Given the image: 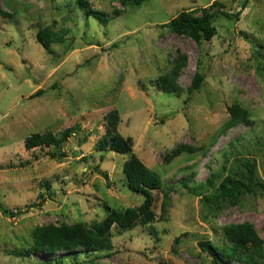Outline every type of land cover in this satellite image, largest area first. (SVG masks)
<instances>
[{"label":"rangeland","instance_id":"1","mask_svg":"<svg viewBox=\"0 0 264 264\" xmlns=\"http://www.w3.org/2000/svg\"><path fill=\"white\" fill-rule=\"evenodd\" d=\"M86 2L106 21L69 8L67 0H0L11 15L0 17V264H56L63 253L14 252L31 244L36 227H89L105 219L106 207H139L143 198L128 190L122 171L131 154L162 181L152 191L156 220L126 231L112 227L111 250L80 264H214L199 243H221L230 224L250 225L264 244V193L219 207L203 198L212 192L205 185L210 175L218 184L245 172V161L264 183V0ZM213 2L232 17L214 21L211 41L195 44L164 27L182 11L198 16ZM47 26L62 40L51 54L35 39ZM177 60L185 62L176 79L181 93L166 94L156 80ZM196 73L202 81L189 92ZM233 104L248 112L249 124L223 129ZM112 110L119 134L133 141L131 154L99 150ZM75 124L56 157L51 148L24 147L32 134L57 135ZM179 145L198 150L166 162Z\"/></svg>","mask_w":264,"mask_h":264},{"label":"trees","instance_id":"2","mask_svg":"<svg viewBox=\"0 0 264 264\" xmlns=\"http://www.w3.org/2000/svg\"><path fill=\"white\" fill-rule=\"evenodd\" d=\"M71 4L81 10L84 15L92 16L100 22H105L98 14L91 12L86 0H70ZM122 5L139 6L148 0H118ZM216 9L211 11V7ZM209 8L201 9V14L193 16L192 12L182 11L175 18L166 24L172 33L178 36H187L195 44L202 41L209 42L217 34L214 21L217 18L231 19L229 13L223 11L217 3L213 2ZM93 13V14H92ZM1 18H10L11 15L0 9ZM239 18V13L235 15ZM36 42L49 54L52 53L51 45L60 43L61 37L55 32L52 26L39 29L35 36ZM185 65L184 60H177L173 68L165 75L160 76L156 80L157 87L166 94H180L181 89L176 84V79L182 67ZM202 81V77L196 73L192 78L189 92L197 90ZM230 118L224 124L223 129H229L239 123L249 124V114L239 106L233 104L229 108ZM119 122L116 110H112L104 116L105 134L98 142L100 151H113L117 154H131L133 141L130 137H123L117 131ZM77 130V125L66 128L55 135L50 132L45 134H32L24 140V147L30 151L34 148H51L48 155L53 158L60 153L62 146L73 136ZM198 148L192 146L179 145L169 156L165 158L166 162H170L173 158L182 153H194ZM63 154V153H62ZM63 156V155H62ZM244 171L236 176H226L216 184V175H210L205 181V185L211 189V194L204 196V200L208 205L219 207L221 205H235L244 195H253L257 192L264 193V183L255 178L254 164L245 161L241 163ZM126 186L130 192L142 196L141 205L134 209H126L117 211L106 207V217L101 222L93 223L86 227L84 224L78 223L73 225L62 224L60 226H40L36 227L31 234V244L22 251H15L17 256H29L33 252H61L64 255L55 260L56 264H80L78 260L86 258L96 251H110L112 248V227L120 230H132L136 227L150 226L156 220L153 212L154 197L152 191L162 189L163 184L160 177L149 170L137 157L131 154L130 158L123 164L122 168ZM104 177L107 179L106 174ZM185 187V183L181 182ZM216 184V185H215ZM49 187L48 184H45ZM202 185H200L201 187ZM168 203L167 194L164 193V202L161 207L162 215L166 212ZM6 212V211H5ZM9 215H12L9 212ZM222 241L215 244L211 241L199 243L201 251L212 258L214 264H264V244L256 232L247 224H230L222 228ZM83 250V253H80ZM98 259V258H96ZM84 264H88L86 260ZM39 264H52L51 262ZM89 264H95L94 260H90Z\"/></svg>","mask_w":264,"mask_h":264}]
</instances>
